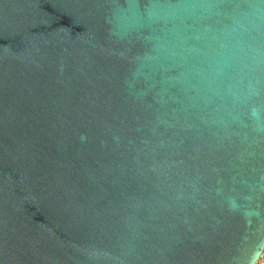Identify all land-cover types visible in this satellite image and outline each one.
<instances>
[{"label":"water","instance_id":"water-1","mask_svg":"<svg viewBox=\"0 0 264 264\" xmlns=\"http://www.w3.org/2000/svg\"><path fill=\"white\" fill-rule=\"evenodd\" d=\"M264 0H0V264H255Z\"/></svg>","mask_w":264,"mask_h":264},{"label":"built area","instance_id":"built-area-1","mask_svg":"<svg viewBox=\"0 0 264 264\" xmlns=\"http://www.w3.org/2000/svg\"><path fill=\"white\" fill-rule=\"evenodd\" d=\"M255 264H264V248Z\"/></svg>","mask_w":264,"mask_h":264}]
</instances>
